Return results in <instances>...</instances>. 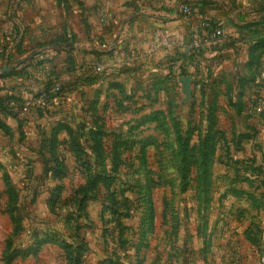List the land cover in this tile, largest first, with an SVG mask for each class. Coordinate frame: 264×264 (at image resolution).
Segmentation results:
<instances>
[{"label":"rangeland","instance_id":"374dc122","mask_svg":"<svg viewBox=\"0 0 264 264\" xmlns=\"http://www.w3.org/2000/svg\"><path fill=\"white\" fill-rule=\"evenodd\" d=\"M256 54L250 69L247 57L233 71L185 59L174 69L172 56L145 87L106 89L103 98L79 86L77 53L69 80L57 67L52 104L39 119L28 110L22 132L0 134V264H71L67 251L79 264H206L245 227L255 245L264 241V49ZM63 59L51 60L55 69ZM57 123L69 130L54 137ZM91 131H101L100 156ZM178 135L194 161L185 186Z\"/></svg>","mask_w":264,"mask_h":264},{"label":"crops","instance_id":"0c3cea01","mask_svg":"<svg viewBox=\"0 0 264 264\" xmlns=\"http://www.w3.org/2000/svg\"><path fill=\"white\" fill-rule=\"evenodd\" d=\"M72 1H76L79 12L78 27L71 21V0H0V23L6 19L20 32L14 43L0 26V43L6 49L0 55V76L5 67H9L6 72L12 71L35 53H42L40 59L50 61L41 68H27L26 75L0 78V99L12 97L29 104L33 107L28 109L29 114L34 119L40 118L38 115H42L44 106L52 104L36 95L42 92L46 83L53 85L61 80L62 76L56 75L57 79L51 81L50 73L56 72L58 67L67 76L65 80H69L74 70L65 63L64 47L55 45L57 36L74 37L72 54L78 55V84L84 89L98 88L99 98H103L106 89L114 83L126 89L145 87L156 66L158 71H168L167 63L172 56L176 64L174 69L184 66L179 51H162L154 45L151 36L157 29L189 41L195 26L205 20L212 22L221 29L223 36L210 40L201 32L199 49L185 52L192 54L190 63L196 60L198 65L228 71L243 69L249 47L255 40L252 34L264 29V0ZM182 5L190 8L189 17L181 15ZM22 38L21 47L16 46ZM61 56L64 59L55 69L51 60ZM88 79H94L93 84L90 85ZM18 106L10 100L4 104V109H0V119L10 128L12 136L22 132L27 123L23 117L26 113H21ZM0 134L5 136L1 130ZM246 229H242L239 243L222 242L214 255L206 259V264H264V241L252 244L244 237Z\"/></svg>","mask_w":264,"mask_h":264},{"label":"trees","instance_id":"16d2710c","mask_svg":"<svg viewBox=\"0 0 264 264\" xmlns=\"http://www.w3.org/2000/svg\"><path fill=\"white\" fill-rule=\"evenodd\" d=\"M212 23V22H211ZM213 24V23H212ZM249 33H253V31H250ZM253 37H255L254 42L250 45L249 47V51H248V57L249 60L247 62L246 67L248 69L251 68V65H253V60H255V55L257 52H260V50L264 49V29H262L261 32H254ZM74 37L71 36H57L54 40L55 45L58 46H63L64 50L66 51V59H65V63L71 68L72 65H74V56L72 54V52L75 50L74 48ZM23 42V38L16 44V46L21 47ZM181 57L183 59H189L191 58L190 52L186 53L185 51L180 53ZM260 54V53H259ZM259 56V55H258ZM42 57V53H35L31 58L26 59L24 62H22L20 64V66H18L16 69H13L12 71L6 72L4 74H2L0 76V78H6L9 76H18V75H26L24 72L26 71L27 68H36V67H43L44 64H48L50 63L49 60L46 59H40ZM35 61V64L33 65L32 62ZM68 67L67 70H69L70 68ZM181 76H186V74L183 72H181L180 74ZM89 81V79H88ZM94 79H90L89 82H93ZM51 83H46L42 92L40 94H37L36 97H41L42 99H49L51 96L57 95V94H52L51 92ZM122 87L118 84V83H114L111 86H109L107 88V90L110 89H121ZM12 98V97H11ZM11 98H2L0 99V109H4V104H6L7 101L13 100V102H17L18 103V107H20L21 105H23L24 102L16 100V99H11ZM210 120L212 118V115L209 116ZM0 130L3 132V134L5 136L8 137H12L11 134V130L9 127H7L5 125V123L2 122V120L0 119ZM69 130V128L64 124V123H57L54 127H52L50 129V135H53L54 137L59 134L62 131H67ZM90 137L92 140V149L93 151L100 156L101 155V149H100V143H101V131H91L90 132ZM177 142H178V146H179V150L178 153L181 156V165H180V174H181V184L183 186L186 185L187 179H188V173L189 170L193 164V157L192 155H190V150L187 147V143H188V138L187 137H182V135H178L177 137ZM210 140H209V133L206 134L203 143L201 144V150H200V158L201 161L197 164L198 169L202 170V174L204 175L203 177L206 176L207 174V170L210 164V156H211V152L212 149H210V144H209ZM60 174V173H59ZM58 177H60L59 175H57ZM98 176H96L90 183L89 185L86 187V190H90L92 189L97 181H98ZM246 237L248 238V240L254 244L255 242L251 239V237L249 236L248 232L246 231ZM45 242H41L38 244V247L42 244H44ZM63 246L65 247L64 249L67 251L68 250V245L67 244H63ZM38 247H35L36 249ZM35 249V250H36ZM72 252L67 251V255L69 256V260L71 264H79V256L76 257H72ZM17 254H14L13 256H15Z\"/></svg>","mask_w":264,"mask_h":264},{"label":"built area","instance_id":"2783aa9c","mask_svg":"<svg viewBox=\"0 0 264 264\" xmlns=\"http://www.w3.org/2000/svg\"><path fill=\"white\" fill-rule=\"evenodd\" d=\"M180 13L183 17H189L191 15L190 8L186 5L181 6ZM101 22H103L102 19ZM0 26L12 39L11 41H13L14 43L18 41L20 32H17L14 27H11L6 19L1 20ZM201 32L205 33L210 40H215L223 36L221 29L217 25L205 20L200 22L197 26H195V28H193L189 41L179 35L167 33L162 29L155 30L151 36V39L154 45L162 51L175 50L182 53L186 50L196 51L199 49L201 43ZM103 48H105V46H103ZM5 52V47H3V45H1L0 43V55L4 54ZM96 71L99 72L100 68L97 67ZM261 75L264 78V72ZM59 91L60 87L58 85L54 84L51 86L52 94H58ZM27 105L28 104L24 103L19 107L21 113H26L28 111Z\"/></svg>","mask_w":264,"mask_h":264},{"label":"water","instance_id":"95a60500","mask_svg":"<svg viewBox=\"0 0 264 264\" xmlns=\"http://www.w3.org/2000/svg\"><path fill=\"white\" fill-rule=\"evenodd\" d=\"M7 70H9V67H5L2 71V73H5ZM181 84H182V90L184 92V94L189 95L190 94V84L192 82L191 78L185 77V78H181L180 79Z\"/></svg>","mask_w":264,"mask_h":264}]
</instances>
